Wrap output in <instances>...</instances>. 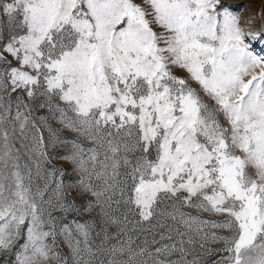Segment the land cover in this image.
<instances>
[{
    "label": "snow or ice",
    "instance_id": "obj_1",
    "mask_svg": "<svg viewBox=\"0 0 264 264\" xmlns=\"http://www.w3.org/2000/svg\"><path fill=\"white\" fill-rule=\"evenodd\" d=\"M254 42L264 25L246 31L221 0H0V254L68 264L62 235L72 264H264V48ZM53 117L76 138L47 127L46 140L40 125ZM17 122L21 136L32 130L22 144L32 167L12 142ZM52 160L78 179L65 183L55 166L42 176ZM77 199L94 215L58 231L53 213L79 210ZM153 218L169 242L149 249L131 233Z\"/></svg>",
    "mask_w": 264,
    "mask_h": 264
},
{
    "label": "rangeland",
    "instance_id": "obj_2",
    "mask_svg": "<svg viewBox=\"0 0 264 264\" xmlns=\"http://www.w3.org/2000/svg\"><path fill=\"white\" fill-rule=\"evenodd\" d=\"M222 4L225 5H230L232 6L233 10H240L241 14V26L246 30V31H256L261 28L262 25H264V18L261 17V10L264 9V0H221ZM240 6H245L243 8H240ZM255 16L256 20L254 24H248L247 21L252 17ZM254 47L256 50L259 52L262 48H264V44H260L259 42H254ZM178 75H183L182 72H178ZM36 115L44 116V117H50V114L46 108L38 109L36 111ZM40 124V122H38ZM41 129L44 132V136L46 140L51 139V134L47 131V127H51L53 130H55L59 136L61 137H68L70 139H75L76 135L74 133H71L67 131L66 129H63L57 119L49 118L46 121L45 124H41ZM14 139H13V144L15 145L16 148L21 149V156H22V163L24 162H29V157L26 156L24 153L26 149L22 148V144L28 145L29 147L31 146V136H32V130L30 128H27L25 130V138L24 136H21L19 128H18V122H17V131L13 134ZM86 146H91L87 141L84 142ZM65 151V148L63 145H59L57 149H49L50 154H62ZM29 166L32 167L31 163L29 162ZM62 167L64 168L69 174L66 175L65 177H62L65 181V183L69 181H75L77 176L71 172V165L63 162V161H56L52 160L51 163H42L41 168L42 172L41 175L43 176L44 171L50 172L52 167ZM44 181L42 178L37 177L35 175V169L33 168V186H43ZM51 189V185L49 186ZM49 193H45V196H49ZM72 195H75V192L73 190ZM53 202H55V199L53 197ZM76 204L78 206L77 211H73L65 215L64 213L61 212H54L53 216L58 218V231H61L65 225H67L71 229H75V223L74 222H85L89 221L94 213H88L83 211V200L77 199ZM116 206H114L115 209ZM126 211V206L125 205H119V211L116 212L117 215H120L121 213ZM185 212H191L193 215L197 214L195 209H184ZM204 219H210V220H221L222 217L219 216H213L208 213H199ZM130 220H133V223L135 219H139V217H134L132 215L129 216ZM156 218H153L151 222H143L140 225H136L137 231L134 233H131L134 237L138 236L139 239H137L136 243L140 244L141 246H147L149 249H154L155 247L159 246L160 243H168L169 241L165 240H160L159 233L162 231H166L164 228H157L154 227ZM171 223V221H169ZM131 228L132 225H129ZM207 230L209 231H216L218 233H221V230L219 229H211L208 228ZM115 228H110L109 232H114ZM222 234V233H221ZM153 236H155L156 241L158 243H153ZM91 239L94 241L95 244H100L101 240L103 239V235L100 234V228L97 226L95 229H93L92 234H91ZM145 239L149 241L147 245L144 244ZM114 243L115 241H111ZM57 243L59 245V250L62 252L64 256L68 258V264H72V257L70 255V250L67 246V244L64 241V237L62 235L57 236ZM214 249L220 248L221 245L216 244L212 245ZM104 258V257H101ZM209 260L214 259V257H208ZM0 264H14V257L11 255H6V254H0Z\"/></svg>",
    "mask_w": 264,
    "mask_h": 264
}]
</instances>
